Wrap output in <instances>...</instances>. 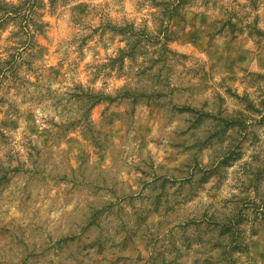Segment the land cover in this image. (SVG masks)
I'll use <instances>...</instances> for the list:
<instances>
[{"label": "rangeland", "instance_id": "374dc122", "mask_svg": "<svg viewBox=\"0 0 264 264\" xmlns=\"http://www.w3.org/2000/svg\"><path fill=\"white\" fill-rule=\"evenodd\" d=\"M39 1L0 29V264H264V0Z\"/></svg>", "mask_w": 264, "mask_h": 264}, {"label": "trees", "instance_id": "16d2710c", "mask_svg": "<svg viewBox=\"0 0 264 264\" xmlns=\"http://www.w3.org/2000/svg\"><path fill=\"white\" fill-rule=\"evenodd\" d=\"M55 1L48 0L50 5H53ZM40 4L39 0H21L17 5L0 0V29L7 22H17L18 31L16 33L21 35L18 42L21 51L33 47L34 34L32 30L39 33L44 30L45 23L43 21L38 23L34 21L36 17L35 8ZM16 33L11 37H14ZM20 50L9 53L5 59L0 57V80L6 71L12 72L14 70L16 59L21 53Z\"/></svg>", "mask_w": 264, "mask_h": 264}]
</instances>
